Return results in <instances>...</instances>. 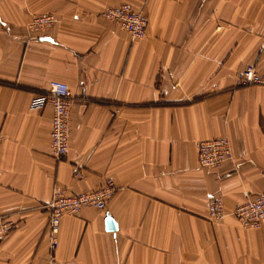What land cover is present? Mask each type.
I'll list each match as a JSON object with an SVG mask.
<instances>
[{
  "label": "crops",
  "instance_id": "obj_1",
  "mask_svg": "<svg viewBox=\"0 0 264 264\" xmlns=\"http://www.w3.org/2000/svg\"><path fill=\"white\" fill-rule=\"evenodd\" d=\"M123 3L148 17L144 38L102 16ZM41 13L57 22L34 31ZM249 64L264 68V0H0V216L14 223L0 264L46 262L53 188L107 178L105 209L63 217L58 264H264V224L233 215L264 192V86L239 84ZM54 79L73 99L62 159L52 108L31 106ZM222 136L234 159L200 167L198 142Z\"/></svg>",
  "mask_w": 264,
  "mask_h": 264
},
{
  "label": "built area",
  "instance_id": "obj_2",
  "mask_svg": "<svg viewBox=\"0 0 264 264\" xmlns=\"http://www.w3.org/2000/svg\"><path fill=\"white\" fill-rule=\"evenodd\" d=\"M102 16L114 21L127 31L132 40L142 39L147 35L149 20L143 11L137 10L130 3L110 6ZM57 22L51 13L35 15L31 23L34 31L47 30ZM241 86H264V68L256 64L247 65L239 78ZM73 99L70 96L69 85L62 80H51L48 91L38 93L31 101L32 108H52L51 118V154L57 158H64L70 148L71 139V108ZM234 159L232 144L227 136L209 138L198 142V165L202 168L220 170L227 162ZM81 177V171H75ZM116 185L111 178H107L100 187L76 194L67 193L64 187L56 185L53 188L49 202V242L50 254L43 264H58L56 250L59 246L60 225L64 216L79 215L85 207L103 210L107 207L109 198L114 194ZM209 216L215 221H222L227 216L225 204L221 198H213L209 202ZM233 215L245 229H258L264 224V192L257 194L238 204ZM14 223L0 216V237L8 234Z\"/></svg>",
  "mask_w": 264,
  "mask_h": 264
},
{
  "label": "water",
  "instance_id": "obj_3",
  "mask_svg": "<svg viewBox=\"0 0 264 264\" xmlns=\"http://www.w3.org/2000/svg\"><path fill=\"white\" fill-rule=\"evenodd\" d=\"M43 40H51V38L50 37H48V36H45V37H43L42 38ZM108 223L110 222H112V219H111V217H110V215H108ZM110 230H116V228H110Z\"/></svg>",
  "mask_w": 264,
  "mask_h": 264
}]
</instances>
